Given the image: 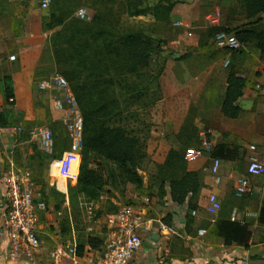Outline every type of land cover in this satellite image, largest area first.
Here are the masks:
<instances>
[{
    "label": "rangeland",
    "instance_id": "rangeland-1",
    "mask_svg": "<svg viewBox=\"0 0 264 264\" xmlns=\"http://www.w3.org/2000/svg\"><path fill=\"white\" fill-rule=\"evenodd\" d=\"M93 1L54 0L49 8L44 9L41 6V0H3V5L0 6V36L2 37L0 49L6 47L4 51L6 53L0 54V114L8 122L5 127L15 130L13 136L9 135V138H13L14 141H8L9 146L13 147L14 159L33 172L37 198L46 206V214L42 216L41 220L43 230H41L40 235L41 248L46 246L48 249L49 261L46 264H69L64 252H69L75 244L78 246L86 244L90 238L103 239L108 214L113 212L118 205L134 201V195L138 194L135 186L126 180V176L118 164L94 154L91 155L90 168L100 174L105 183L99 199L88 201L84 195L77 193L74 190L77 180L68 182V190L70 188L72 190L71 195L73 194V198L69 199V202L56 189L55 186L58 185L61 190L65 191L66 186L64 180L58 178L54 163L62 159L65 153L73 151V141L71 133L64 124V114L53 108L54 101L59 99L61 94L57 91L42 92L38 90L36 85L38 80L48 79L55 71L60 73L55 64L53 67L44 68L35 74L33 87L28 89L26 94L24 93L26 96L18 97L19 92H24L23 89H20L18 93L15 91L16 97L12 104L6 103L2 94L3 78L11 75L8 57L16 55L15 49L9 48L10 39L7 38H10L11 30L22 27V21L19 20L21 12H25L27 8H32L33 12L41 10L48 14L50 10L53 11L57 5H60L64 12L77 18L78 11L84 9L89 19H79L90 22L96 13L94 8L90 6ZM191 1V4L195 5L194 7L198 5L196 4L197 0ZM127 2L128 0H103L98 7L104 10L108 20L115 23V27L120 32L126 29H143L144 32L153 36L156 43L161 40L165 43L162 44L161 51L155 52L147 69L142 70L137 75H127L123 84H119L121 77L114 78V71L112 74H103L100 80L101 82H106V80L115 82L113 83L114 86L108 90L114 97L111 98L112 105L118 102V108L113 107L107 119L112 124H124L132 131L133 135L140 139V144L143 147V159L138 165V172L144 180V192L142 194L155 199L154 204L146 206L148 216V214L153 213L154 208L163 209L167 203L164 198L170 191V186L168 183L162 186L157 177L158 165H160V161L165 160L166 150L170 148L184 153L189 146H196V143L201 141L198 126L200 125L202 128L204 125L202 120L199 123L196 121L197 115L194 110H191L190 119L180 128H174L173 122L165 123L166 116L164 114H154L153 109L157 101L165 96L163 90V87L165 89L163 85L165 81L167 82V90L171 89V92L177 93L185 86L186 79L190 80L202 72H209L207 73L209 77L206 94L209 96L214 94L220 98L225 90L227 76L231 69L250 78L256 74V67L262 58L255 45L247 46L246 50L237 53L218 49L215 44L199 48L202 41L201 36L207 28L227 26L235 30L247 26L249 20L246 18L244 6L240 0H199V5H201L199 9L188 10L189 16L195 15L196 19L183 17L180 14L178 15L180 20L177 21L182 24L177 23V25H173L174 19L164 24L156 22L152 16L130 17L125 11ZM156 2L157 0H146V4ZM18 5L23 8H18ZM11 6L18 17L11 12ZM189 22L194 23L189 25ZM257 27L264 30V19ZM52 32L46 33L50 36ZM185 55L188 57H183ZM227 59H230V64L228 67H224V61ZM131 87L138 88L140 92L138 101L131 98L135 92L128 93ZM26 102L30 103V113L27 108L25 109ZM41 127H48L52 132L54 142L52 153L47 154L41 151L31 139L30 132ZM204 133L205 136H210V133ZM1 140L0 136V147L2 145ZM82 141L83 139L79 144L80 163H77L76 171L78 165L80 169ZM34 145L41 152V157L30 159V157L35 156ZM49 156L59 158L51 159ZM241 164L247 166L248 161L243 159ZM174 175L179 176L180 173L175 172ZM53 179L58 181L55 186H52L50 182ZM43 190L46 192L45 196H43ZM163 190L165 195L161 197ZM167 216L165 215L162 221ZM39 255L40 253L35 257L34 262ZM0 264L10 263H7L4 256L0 255Z\"/></svg>",
    "mask_w": 264,
    "mask_h": 264
},
{
    "label": "trees",
    "instance_id": "trees-1",
    "mask_svg": "<svg viewBox=\"0 0 264 264\" xmlns=\"http://www.w3.org/2000/svg\"><path fill=\"white\" fill-rule=\"evenodd\" d=\"M240 1L243 3L246 18L249 20L247 26L235 30L227 26L207 28L201 36L202 41L199 48L210 44L214 45L216 34L227 32L234 34L242 46L255 45L264 60V30L257 27L263 22L264 0ZM2 2L3 0H0V6L3 5ZM53 2L54 0L50 6ZM100 2L103 0H94L90 4L96 11L90 22L72 17L64 12L60 5H57L53 11L50 10L42 17L41 21L42 29L45 32L53 31L48 39L55 67L69 82L83 115V148L79 176L74 190L84 195L88 201L99 199L105 184L103 177L90 168L92 154L118 164L124 172L126 180L135 186L138 195H145L142 194L144 180L138 172V165L143 159V147L140 144V139L133 135L132 131L124 124H112L107 119L111 114V109L118 108V102L112 105L111 98L114 97L108 90L114 86L115 82L113 80L101 82L100 79L103 74H112L114 71V78L121 77L119 84H123L127 75H137L147 69L155 52L161 51L162 44L165 43L163 40L156 43L155 39L143 29H126L120 32L115 27V23L108 20L104 10L98 7ZM180 2L181 0H157L154 4H146V0H128L125 11L130 17L152 16L156 22L167 24L171 20V13ZM225 51L230 52L229 50ZM241 51L240 49L233 52ZM2 82H4L3 98L6 103L12 104L16 97L13 78L11 75H7ZM226 83L222 113L228 118L236 119L241 113L238 103L243 96L244 89L248 86V80L238 75L236 70L231 69ZM131 92H135L131 98L138 101L140 97L138 88L131 87L128 93ZM7 123V120L0 114V128H5ZM198 145L199 142L196 143V146L188 148L198 147ZM36 146L35 156L30 159L41 157V152L37 150ZM185 151L181 153L170 149L165 161L158 165L157 177L162 186L166 183L169 184L170 195L175 203L183 204L189 198L190 207L196 209V199L202 188V178L199 172L188 170V162L184 159ZM211 156L215 159L236 160L238 152L237 149L227 144H218L213 148ZM49 157L51 159L59 158ZM175 172H179L180 175H174ZM71 193L72 190L69 188V199L73 198ZM45 194L46 192L43 190V196ZM164 195L165 191L163 190L161 197ZM63 197L66 198L64 194ZM222 218L220 230L224 243H237L247 247L251 233L248 226L232 222L229 217L222 216ZM259 220L264 225V205ZM164 221L171 226L170 215ZM192 222L193 218L189 216L187 225H191ZM103 243L104 238H90L86 244L78 246L79 255L83 256L86 245L92 249H99Z\"/></svg>",
    "mask_w": 264,
    "mask_h": 264
},
{
    "label": "crops",
    "instance_id": "crops-1",
    "mask_svg": "<svg viewBox=\"0 0 264 264\" xmlns=\"http://www.w3.org/2000/svg\"><path fill=\"white\" fill-rule=\"evenodd\" d=\"M191 3V0H181L176 5L170 17L171 20H175L173 25L182 24L177 21L180 20L178 16L180 14L183 17L196 19L195 15L189 16L188 10L199 9L201 5H199V0L196 2L198 4L196 7ZM19 7L22 6L18 5ZM26 11L21 12L24 15L20 14L19 17V20L22 21V27L11 30L10 38H7L10 39L9 48L15 49L16 52V55H13L15 61L10 59L12 56L8 57L10 60L8 67L11 68L10 74L13 76L14 89H16V93L20 89L24 90L23 93H18V97L26 96L25 92L33 87L36 73L44 68H51L54 64L48 39L49 35L41 28L42 17L46 14L41 10L33 12L32 8H27ZM11 12L14 13L12 6ZM14 15L17 16L16 13ZM193 23L189 22V25ZM0 39H2L1 36ZM1 42L2 40H0V44ZM247 46H243L241 50H246ZM5 50L6 47L4 46L0 49V54H5ZM263 65L264 60L261 59L256 67V74L250 78L237 72L238 75L251 82L248 83L243 91L242 98L239 100L241 113L236 119L228 118L222 113V103L227 83L220 98H217L214 94L212 96L206 94L207 79L209 77L207 73L209 72H202L190 80L186 79L185 86L177 93L171 92V89L167 90L166 81L163 84L165 86V89L163 87L165 96L157 101L153 109L154 114H164L166 116L165 123L169 124L170 121L174 123V128H180L190 119V112L194 110L197 115L196 121L199 123L202 120L204 124L202 128L206 130L203 131L199 125L200 135L203 132L210 133L208 139L213 148L218 144H227L237 149L238 158L236 160L220 159L221 164L217 173V177L220 179L219 183H216L211 171L215 159L211 156V153L195 161L188 162V170L199 172L202 178V188L196 199V209L199 215L193 218V222L188 226L189 216L182 217L181 210L176 208L174 203L169 202L172 198L170 191H168L164 200L167 201L168 198L170 200L167 201L165 207L160 209L161 211L154 208L153 213L148 214L147 218L153 220L151 225L156 230L158 229L156 220L163 219L165 215H170L173 231L168 236H164L162 233L147 232L143 237V246L136 254L132 264H264V225L259 220L264 205V174L258 177L248 176L247 166L241 164L243 159L248 161L251 156H256L264 161V101L255 91V83L261 76ZM41 81L43 79L38 80L37 88ZM25 106V109L27 108L30 113V103L26 102ZM11 140L14 141L13 138H9V135H7L3 137L1 143L4 141L8 143ZM250 146H255L256 149L252 151ZM169 151L170 148L166 150V156ZM164 161L159 163L162 164ZM1 164L2 159L0 157V166ZM242 177L249 178L252 194L245 198H237L235 187L237 181ZM50 182L52 186H55L56 181L54 179ZM65 186V191L61 190L59 186L55 187L66 196V201L69 202L68 183ZM211 195L216 196L220 205L219 209H214L210 203L209 198ZM234 208L249 210L258 214V220L257 218L250 219L249 226L247 225L251 232L247 247L237 243L225 244L221 235L222 216L229 217L230 215L231 217ZM44 214H46V210L40 213L41 230H43L41 220ZM163 222L165 223V221ZM255 223H257L256 226ZM200 229L206 230L207 233L200 236L198 234ZM41 250L42 252H39L40 255L37 257L36 262L32 261L34 263L23 259L17 262L6 260V262L10 264H46L49 261L48 249L45 246ZM98 250L86 245L84 254H95Z\"/></svg>",
    "mask_w": 264,
    "mask_h": 264
},
{
    "label": "built area",
    "instance_id": "built-area-1",
    "mask_svg": "<svg viewBox=\"0 0 264 264\" xmlns=\"http://www.w3.org/2000/svg\"><path fill=\"white\" fill-rule=\"evenodd\" d=\"M51 2L52 0H41L42 8H49ZM77 15L80 19H89L84 9H80ZM214 44L218 49L230 52L238 51L243 47L234 34L227 32L216 34ZM10 59L15 61V56ZM229 64L230 59L224 61V67H228ZM38 88L42 92L57 91L61 94V97L54 101L53 108L64 114L63 121L71 133L73 151L65 153L63 158L55 161L54 164H56L57 175L64 180L65 184L76 181L79 173V165L77 171L76 165L80 163L78 149L83 136V116L78 101L69 82L58 72L41 81ZM255 91L264 101V65L261 76L255 83ZM14 133L13 128H0L1 139L7 135L13 136ZM30 134L32 141L41 151L47 154L53 152L54 142L52 132L48 127L33 129ZM205 135L204 132L201 134L198 147L188 148L185 151L184 159L187 162L200 159L213 151L212 144ZM255 149V146H250V150ZM13 152V147L4 141L0 147L2 159L0 166V255H3L8 262H17L21 259L32 262L41 250L40 213L46 209V206L37 198L33 172L28 167L17 163ZM220 164V159L213 160L211 171L216 183L220 181L217 177ZM247 174L252 177L264 174V161L251 156L248 159ZM251 194L249 178H240L235 187L237 198H245ZM133 198V202L118 205L113 212L108 214L104 243L95 254L80 256L76 244L70 248L69 252H64L69 264H132L143 246V237L147 232L162 233L168 236L173 231L172 227L165 224L162 219L156 220L158 229L154 230L152 227L153 220L147 218L146 206L155 203L154 197L135 194ZM209 201L214 209L220 208L215 195H211ZM169 202L174 203L175 207L181 210L182 217L196 218L199 215L197 209L190 207L189 198L180 205L172 200ZM254 218L258 220V214L234 208L230 220L242 226H249L250 219ZM206 233L204 229L198 231L200 236Z\"/></svg>",
    "mask_w": 264,
    "mask_h": 264
}]
</instances>
